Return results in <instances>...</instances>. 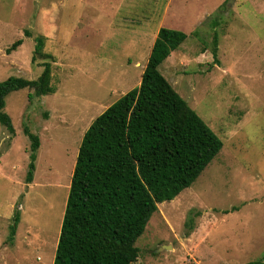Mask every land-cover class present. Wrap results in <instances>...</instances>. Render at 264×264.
I'll list each match as a JSON object with an SVG mask.
<instances>
[{
	"label": "rangeland",
	"instance_id": "obj_1",
	"mask_svg": "<svg viewBox=\"0 0 264 264\" xmlns=\"http://www.w3.org/2000/svg\"><path fill=\"white\" fill-rule=\"evenodd\" d=\"M160 27L186 38L159 71L222 148L189 187L157 203L132 264L264 258V0H0V81L35 79L47 61L55 88L5 98L14 132L0 123V264H53L82 136L139 84ZM39 35L44 54L32 61ZM24 125L40 141L30 183Z\"/></svg>",
	"mask_w": 264,
	"mask_h": 264
},
{
	"label": "trees",
	"instance_id": "obj_2",
	"mask_svg": "<svg viewBox=\"0 0 264 264\" xmlns=\"http://www.w3.org/2000/svg\"><path fill=\"white\" fill-rule=\"evenodd\" d=\"M185 38L182 31L160 27L139 84L107 106L85 130L53 264H132L139 253L135 241L157 211V203L172 200L189 187L220 152L221 139L158 68ZM21 43L22 39L15 40L6 52ZM43 46L44 38L35 36L32 61L36 54H44ZM212 54L216 56V47ZM41 65L35 79L9 76L0 81V123L10 133L14 128L4 111L8 94L28 88L32 98L55 91L50 62ZM23 132L29 139L25 182L30 183L40 141L26 125ZM18 222L16 210L9 241ZM245 264H264V258Z\"/></svg>",
	"mask_w": 264,
	"mask_h": 264
},
{
	"label": "water",
	"instance_id": "obj_3",
	"mask_svg": "<svg viewBox=\"0 0 264 264\" xmlns=\"http://www.w3.org/2000/svg\"><path fill=\"white\" fill-rule=\"evenodd\" d=\"M229 1H232V0H229Z\"/></svg>",
	"mask_w": 264,
	"mask_h": 264
}]
</instances>
